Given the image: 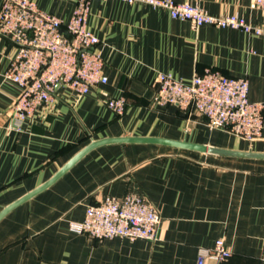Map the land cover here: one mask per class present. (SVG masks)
Listing matches in <instances>:
<instances>
[{
    "label": "crops",
    "instance_id": "0c3cea01",
    "mask_svg": "<svg viewBox=\"0 0 264 264\" xmlns=\"http://www.w3.org/2000/svg\"><path fill=\"white\" fill-rule=\"evenodd\" d=\"M65 23L78 0H35ZM209 13L238 14L264 26L250 0H175ZM3 0H0V10ZM88 28L96 34L108 83L78 97H56L11 128L20 92L7 78L17 44L0 34V211L50 179L92 139L154 136L190 139L217 151L159 143L101 145L54 184L0 220V264H196L200 247L224 238L232 255L207 264H264V130L248 141L175 105L156 103L158 73L190 82L206 68L247 77L249 98L264 103V37L187 20L143 0H94ZM125 97L118 116L107 106ZM143 193L159 210V238L96 239L75 229L87 206L106 196Z\"/></svg>",
    "mask_w": 264,
    "mask_h": 264
},
{
    "label": "built area",
    "instance_id": "2783aa9c",
    "mask_svg": "<svg viewBox=\"0 0 264 264\" xmlns=\"http://www.w3.org/2000/svg\"><path fill=\"white\" fill-rule=\"evenodd\" d=\"M92 1L78 0L70 20L65 23L56 14L39 8L35 0H3L0 34L18 46L6 73L20 88L12 111L14 130L21 132L25 122L50 104L58 86L71 89L81 97L94 86L108 83L104 59L97 50L100 39L88 28ZM143 1L167 9L175 19L189 21L195 30L209 24L264 37V26L254 25L238 14L214 15L191 2ZM250 5L264 10V0H250ZM157 77V104L175 105L188 113L204 116L210 128L228 130L248 141L262 137L264 103L249 98L247 77L225 75L212 68L195 74L190 82L167 72H159ZM106 103L118 116L127 108L123 96L111 97ZM161 219L159 210L143 193L130 191L121 198L109 195L89 204L85 219L75 229L96 239L157 240ZM231 255L224 238H219L214 246L199 248L196 264H207L209 259L226 260Z\"/></svg>",
    "mask_w": 264,
    "mask_h": 264
},
{
    "label": "water",
    "instance_id": "95a60500",
    "mask_svg": "<svg viewBox=\"0 0 264 264\" xmlns=\"http://www.w3.org/2000/svg\"><path fill=\"white\" fill-rule=\"evenodd\" d=\"M109 143H159L164 145H169L172 147L197 150V151H217L214 148H208L205 144H200L193 142L190 139H171L163 137L154 136H118V137H105L100 139H92L89 144L77 152L64 166H62L50 179L41 184L40 186L34 188L33 190L27 192L14 202L4 206L0 211V220H2L10 211L24 202L32 199L35 195L39 194L43 190L54 184L60 177H62L70 168H72L77 162H79L85 155H87L93 149L109 144Z\"/></svg>",
    "mask_w": 264,
    "mask_h": 264
}]
</instances>
